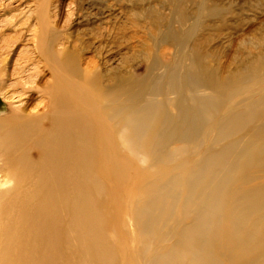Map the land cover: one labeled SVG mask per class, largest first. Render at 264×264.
I'll return each instance as SVG.
<instances>
[{"label":"bare ground","instance_id":"obj_1","mask_svg":"<svg viewBox=\"0 0 264 264\" xmlns=\"http://www.w3.org/2000/svg\"><path fill=\"white\" fill-rule=\"evenodd\" d=\"M33 1L43 68L0 79L6 98L20 99L0 119V264H264V20L246 33L258 53L234 69L206 63L218 52L204 33L190 42L194 27L167 29L174 64L166 79L144 81L106 69L122 52H102L104 66L85 56L90 34L115 42L125 33L117 0L93 2L94 12L89 1L73 31L52 21L53 0ZM149 13L131 8L127 20L166 26ZM129 38L148 58V38ZM197 143L202 153L187 146ZM187 151L189 164L174 161Z\"/></svg>","mask_w":264,"mask_h":264},{"label":"rangeland","instance_id":"obj_2","mask_svg":"<svg viewBox=\"0 0 264 264\" xmlns=\"http://www.w3.org/2000/svg\"><path fill=\"white\" fill-rule=\"evenodd\" d=\"M89 1H91V4L97 2V0H53L50 7V15L53 18L52 21H54L55 24L59 23L62 30L73 31L77 21H79V17L90 12L88 10ZM110 2L112 1L102 0L101 3L104 5ZM94 3L92 4V12L95 11L96 5ZM112 3L118 5L117 8L120 12L119 18L127 28L125 33H122L115 42L105 38L102 41H96L94 40L96 36L92 34L88 36L89 38L86 37L87 40L84 38L85 41L95 42L94 47H91L90 50L85 53V56L94 57L100 65L105 61V57L109 55L102 52H122L119 55H115V53L112 54L116 60L113 65H106V69L111 68V66L121 70L124 68L130 70L134 78L144 81L147 79V81H155L154 78H159L163 73L165 74L164 79H166L168 74L166 71L170 70V67L173 66L175 61L173 58V53H175L173 52L174 49L163 41L167 29L183 33L194 27L197 32H193L194 35L192 39H190V42H193L198 34L204 33L202 36L204 35L203 37H206L207 41L203 46L206 45V49L209 51L218 52L216 54L217 56H210L206 60V63L213 65V67L218 64L219 66L221 65L222 68L229 67L230 69H234L243 65L245 60L258 53V50L254 48L257 43L256 39L253 38L255 36L252 37L246 33L252 30H254L255 33L260 32V25H262L264 20V0H117ZM174 4L179 5V8L184 11V22L179 23V19L175 14L173 15L172 11L176 10ZM131 8H134V10L139 9L140 11L150 9L151 13L148 15L152 14L153 11L156 15L158 14L165 17L167 19L166 26L156 32L146 31L143 30L142 27L134 26L127 20L128 18L132 17V19L138 20V24L141 23L142 25L145 23L146 18H143L140 13L130 17L129 12ZM34 10L35 6L33 0H0V71L2 70L0 72V79H4L6 74H10L15 70L16 72L18 70V72H21L22 68L31 69L27 71V75L37 69V67H39V69L43 68L42 63H39L34 49L33 38L38 26L34 19ZM155 14L152 15L156 16ZM106 15L107 12L104 13L102 17ZM98 20V16L91 17L92 25L101 24ZM133 33L148 38L150 46V55L148 58L141 50L137 51V49H134V46L138 45V43L137 40L134 41L135 39L129 38ZM127 46H131L132 49L127 50ZM249 48H252L251 53L248 52ZM184 64L185 62L183 61L182 64L178 66L179 69L180 67L181 69L183 68L182 72H184L186 67ZM163 65H166V68L161 67ZM44 75L47 77L46 71ZM22 80L24 81L25 78L21 79V81ZM12 81L13 80L8 82L11 83ZM37 81L38 80L33 81L34 83H31V86H37ZM258 81L259 84L264 83L263 78H259ZM6 91L7 92L3 90L1 92L0 90V119L9 113V108L17 110L20 107V99H17L18 102H15V99H7L6 97H10L9 95H11V93H8V90ZM225 91L226 96L224 101L229 104L236 98L235 95H233V90L226 88ZM233 96L234 100H232ZM208 130L210 131L211 129L201 131V136L204 133L202 139H205ZM197 137H200V134ZM189 139L192 141V137H189L188 140ZM176 142L179 143V141ZM182 142L184 141L182 140ZM202 145L199 146L197 143L196 146L192 144L187 146L191 148L196 147L199 149L198 151L202 153L206 147V145ZM179 154L182 155L176 157L174 161L178 162L183 160L185 162H190L189 159L191 154L188 153V151L185 152V154ZM125 169L123 165L120 168L123 175H125ZM145 173H147V171ZM140 174L144 173L141 172ZM130 181L131 180H123V184ZM137 182L138 180L136 183ZM120 184L123 185L122 183ZM106 192L107 190L105 188V193ZM100 202L104 201L100 200Z\"/></svg>","mask_w":264,"mask_h":264}]
</instances>
